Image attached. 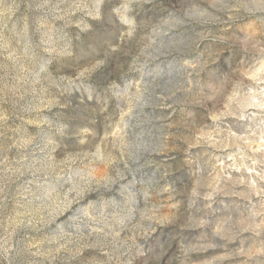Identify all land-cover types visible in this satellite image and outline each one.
<instances>
[{"label": "rangeland", "instance_id": "1", "mask_svg": "<svg viewBox=\"0 0 264 264\" xmlns=\"http://www.w3.org/2000/svg\"><path fill=\"white\" fill-rule=\"evenodd\" d=\"M0 264H264V0H0Z\"/></svg>", "mask_w": 264, "mask_h": 264}]
</instances>
